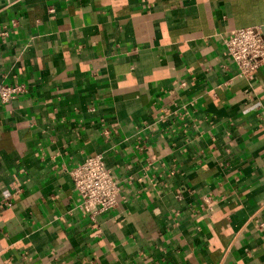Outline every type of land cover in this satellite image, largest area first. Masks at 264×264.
Masks as SVG:
<instances>
[{
    "label": "crops",
    "instance_id": "crops-1",
    "mask_svg": "<svg viewBox=\"0 0 264 264\" xmlns=\"http://www.w3.org/2000/svg\"><path fill=\"white\" fill-rule=\"evenodd\" d=\"M4 25L0 264H264V66L222 43L264 38V0H0ZM98 154L93 227L68 170Z\"/></svg>",
    "mask_w": 264,
    "mask_h": 264
},
{
    "label": "built area",
    "instance_id": "built-area-1",
    "mask_svg": "<svg viewBox=\"0 0 264 264\" xmlns=\"http://www.w3.org/2000/svg\"><path fill=\"white\" fill-rule=\"evenodd\" d=\"M15 25V21L11 25ZM5 25L0 35L8 34ZM223 51L234 63L238 76L251 81L254 73L264 66V38L259 25L231 29L222 38ZM185 82L179 83L180 87ZM26 92L25 85L0 84V103H8L18 95ZM73 187L79 196L78 209L93 227L97 226L98 217L115 208L120 194L119 179L106 165L102 155L85 157L68 170ZM5 204H9L4 201Z\"/></svg>",
    "mask_w": 264,
    "mask_h": 264
}]
</instances>
